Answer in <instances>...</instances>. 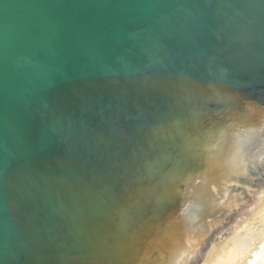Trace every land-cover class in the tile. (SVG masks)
Wrapping results in <instances>:
<instances>
[{"label":"water","instance_id":"water-1","mask_svg":"<svg viewBox=\"0 0 264 264\" xmlns=\"http://www.w3.org/2000/svg\"><path fill=\"white\" fill-rule=\"evenodd\" d=\"M0 264H264V0H0Z\"/></svg>","mask_w":264,"mask_h":264}]
</instances>
